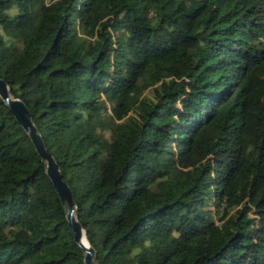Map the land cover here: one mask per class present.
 <instances>
[{
    "label": "trees",
    "instance_id": "1",
    "mask_svg": "<svg viewBox=\"0 0 264 264\" xmlns=\"http://www.w3.org/2000/svg\"><path fill=\"white\" fill-rule=\"evenodd\" d=\"M0 77L96 263L264 264V0H0ZM45 166L0 98V264H83Z\"/></svg>",
    "mask_w": 264,
    "mask_h": 264
},
{
    "label": "water",
    "instance_id": "2",
    "mask_svg": "<svg viewBox=\"0 0 264 264\" xmlns=\"http://www.w3.org/2000/svg\"><path fill=\"white\" fill-rule=\"evenodd\" d=\"M0 98L8 107V110L14 116L15 120L25 130L36 152L45 162V173L49 177L53 188L58 194L65 219L70 226L73 235V241L83 253V264H98L95 262V249L90 244L86 236V231L75 214L76 203L69 184L63 179L54 156L46 149L42 136L38 131L32 119V114L24 100L20 97L14 96L10 92L8 83L2 77H0Z\"/></svg>",
    "mask_w": 264,
    "mask_h": 264
},
{
    "label": "rangeland",
    "instance_id": "3",
    "mask_svg": "<svg viewBox=\"0 0 264 264\" xmlns=\"http://www.w3.org/2000/svg\"><path fill=\"white\" fill-rule=\"evenodd\" d=\"M15 11H16V9H15V8H13V9H12V12H15ZM129 112L133 113V111H132V110H130Z\"/></svg>",
    "mask_w": 264,
    "mask_h": 264
}]
</instances>
